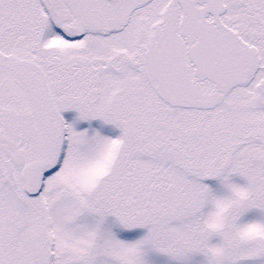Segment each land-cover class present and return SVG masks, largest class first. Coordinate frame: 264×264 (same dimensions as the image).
Returning <instances> with one entry per match:
<instances>
[{
	"label": "snow or ice",
	"instance_id": "1",
	"mask_svg": "<svg viewBox=\"0 0 264 264\" xmlns=\"http://www.w3.org/2000/svg\"><path fill=\"white\" fill-rule=\"evenodd\" d=\"M0 264H264V0H0Z\"/></svg>",
	"mask_w": 264,
	"mask_h": 264
}]
</instances>
